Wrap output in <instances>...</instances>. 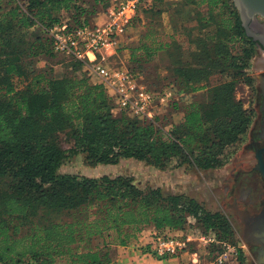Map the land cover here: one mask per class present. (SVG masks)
<instances>
[{"label": "trees", "instance_id": "obj_1", "mask_svg": "<svg viewBox=\"0 0 264 264\" xmlns=\"http://www.w3.org/2000/svg\"><path fill=\"white\" fill-rule=\"evenodd\" d=\"M86 1L11 0L3 6L0 0V179L9 178L0 180V264H111L115 248L136 240L144 228H154V240L184 229L190 218L230 241L229 218L193 197L142 188L130 176L60 175L58 170L80 152L90 164L134 158L162 169L222 167L254 114L236 97L256 41L246 34L234 1L185 0L194 14L192 28L201 30L186 33L187 61L172 53L170 43L146 42V33L135 47L129 45L127 67L134 73L164 50L172 58L167 88L205 91L203 101L182 110L174 105V112L184 113L182 122L116 114L113 98L85 63L54 52L49 27L63 20L74 27L94 24L89 17L98 13V5H111L95 0L89 9ZM208 26L214 29L205 32ZM55 57L69 61L62 75L51 64L35 70L25 65L28 58ZM64 131L73 142L69 148L51 140Z\"/></svg>", "mask_w": 264, "mask_h": 264}, {"label": "rangeland", "instance_id": "obj_2", "mask_svg": "<svg viewBox=\"0 0 264 264\" xmlns=\"http://www.w3.org/2000/svg\"><path fill=\"white\" fill-rule=\"evenodd\" d=\"M11 0H3V6L9 3ZM95 0H87L86 6L92 9L95 4ZM113 0H110V4ZM109 7H102L98 5V13L89 17V20L98 23L103 22L106 17H104L106 11ZM191 6L185 2V0H157L154 1L153 6H149L142 9L139 12L135 23L128 31V40L123 42L117 55L105 58V63L111 68H121L129 66L131 59L130 47H135L140 38L144 36L146 42L150 43L154 39H159L161 42L170 43V50L175 55L179 53L184 61L190 59L189 57V45L186 33L191 30L192 35H198L200 29L198 27L192 28L191 18H194ZM99 17L102 19L99 20ZM104 17V18H103ZM213 27H205L206 31H212ZM181 44L179 46L178 44ZM129 45H132L129 47ZM178 56V57H180ZM258 56V51L256 48L255 54L251 60L250 66L247 69V76L242 79L238 84L236 89V97L242 100L245 108L250 106V96L251 90L249 85L255 82V75L259 71L253 69L254 61H256ZM152 60L151 62L143 64L142 69L139 71L138 77L145 80V83L153 85L158 94H161L167 86L165 85V80L168 77L171 67L172 58L166 53L164 57L160 59V62ZM165 60V61H164ZM67 60H61L55 57L54 60H46L44 58H28L25 61V65L29 69H41L47 64L54 66L56 73L62 75L66 70ZM86 70L87 66L84 67ZM89 72V71H88ZM249 77V80H247ZM97 81L96 78H92ZM251 81V83H250ZM253 84V83H252ZM169 88V87H168ZM177 96H179V101H175L172 98L169 102L159 105L156 109V114L161 116H167L174 120L172 113L174 110V105L177 109H185L186 105L192 103L195 100L203 101L205 100L206 94L204 90L198 91L196 93H186L183 90H179L177 86L172 88ZM157 102H155L156 104ZM179 112V111H178ZM119 112H116V114ZM254 117V114H253ZM142 119V117H140ZM252 121L249 125L251 127ZM249 130V129H248ZM248 131L243 136L242 141L238 145L237 149L231 151L226 158L225 163L221 168L218 169H199L193 166L184 165L181 167H170V168H157L155 166L147 164L145 161L137 160L134 158L122 159L117 164H90L86 160V154L80 152L76 155L70 156L64 161L62 166L59 168L58 173L63 174H74L80 176L88 177H100L102 175H111L113 177L123 175L133 177L136 183L142 188L148 187H161L166 193H178L183 194L187 197H193L208 210L212 212H221L225 214L234 229V235L231 237L229 242L236 244L240 248L242 256V264H248V251L246 250V237L243 236V223L241 222V217L239 218L240 212L237 204L235 206H227L229 201V196L227 195V186L229 182L230 171L232 170V162L240 157L243 151V146L245 140L248 138ZM52 141H56L61 144L64 148H69L72 145V139L68 131L60 132L51 138ZM3 182L9 180L8 177L0 179ZM200 228V229H199ZM198 230H203L201 227L193 223H189L184 229L178 231H185L188 234L195 235ZM147 229L144 228L140 236ZM172 234V232H170ZM170 234V235H171ZM154 244L152 243V247ZM195 244L190 243L184 251L180 253L184 260L181 264H214L217 252L221 251V246L219 244L214 245L206 250H198V255H192L195 251ZM119 247L115 248V256L119 254ZM147 252H151V249H146ZM153 257H155L153 255ZM173 257L159 258L160 260H167ZM146 262V261H144Z\"/></svg>", "mask_w": 264, "mask_h": 264}, {"label": "built area", "instance_id": "obj_3", "mask_svg": "<svg viewBox=\"0 0 264 264\" xmlns=\"http://www.w3.org/2000/svg\"><path fill=\"white\" fill-rule=\"evenodd\" d=\"M151 0H113L105 13L106 19L94 24L84 23L71 26L67 20L56 23L47 29L55 53L68 60L85 63L89 74L102 83L116 105L114 112H126L129 115L150 120L155 118L156 108L177 98L172 88H166L161 94L151 90L140 80L138 74L128 67L111 68L105 58L117 55L123 42L128 40V31L138 15L139 9L149 5ZM155 102H157L155 104ZM189 223L197 227L196 219ZM200 229V228H199ZM153 240L151 254L157 258L178 257L190 243L195 244L192 255L198 250H206L219 244L214 264H240V248L229 241L218 239L214 231L198 230L193 234L176 231Z\"/></svg>", "mask_w": 264, "mask_h": 264}, {"label": "flooded vegetation", "instance_id": "obj_4", "mask_svg": "<svg viewBox=\"0 0 264 264\" xmlns=\"http://www.w3.org/2000/svg\"><path fill=\"white\" fill-rule=\"evenodd\" d=\"M258 21L264 24V18L260 16ZM255 45L258 56L253 69L259 73L254 77L255 82L249 85L253 122L244 142L245 153L232 162L226 186L230 198L227 206L237 204L240 208L248 264H264V47L258 41Z\"/></svg>", "mask_w": 264, "mask_h": 264}, {"label": "crops", "instance_id": "obj_5", "mask_svg": "<svg viewBox=\"0 0 264 264\" xmlns=\"http://www.w3.org/2000/svg\"><path fill=\"white\" fill-rule=\"evenodd\" d=\"M100 19L102 18L99 17V20ZM164 56V50L158 51L155 56V61L160 62V59ZM172 115L176 122H182L184 120V113L181 111L174 112ZM153 232L154 228L149 227L142 236H139L127 246L120 247L119 254H116L111 264H181V261L184 260V256L182 257L179 255L178 257L169 258L167 260H160L157 257H153L150 252H147L146 249H152Z\"/></svg>", "mask_w": 264, "mask_h": 264}, {"label": "water", "instance_id": "obj_6", "mask_svg": "<svg viewBox=\"0 0 264 264\" xmlns=\"http://www.w3.org/2000/svg\"><path fill=\"white\" fill-rule=\"evenodd\" d=\"M233 1L246 34L264 47V24L258 21V16L264 18V0Z\"/></svg>", "mask_w": 264, "mask_h": 264}]
</instances>
